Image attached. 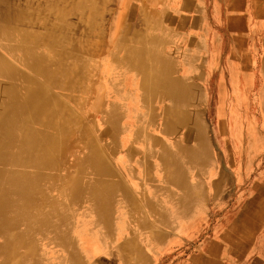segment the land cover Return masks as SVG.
Here are the masks:
<instances>
[{
    "label": "rangeland",
    "instance_id": "374dc122",
    "mask_svg": "<svg viewBox=\"0 0 264 264\" xmlns=\"http://www.w3.org/2000/svg\"><path fill=\"white\" fill-rule=\"evenodd\" d=\"M200 1L202 22L192 26L207 31L206 47L190 62L180 24L170 20L169 0H0V57L35 82L16 80L19 94L39 87L54 121L66 127L49 130L55 140L34 157V174H40L28 210L34 236L52 224L76 234L87 253L78 264H264V0ZM233 14L243 21L229 22ZM33 61L42 76L28 67ZM165 77L198 81V98L195 86L182 85V102H173ZM6 81L0 77V100ZM131 106L140 119L153 118L168 130L144 127L128 112ZM101 122L114 128L112 136L98 135ZM191 129L198 133V167L187 164L190 154L182 162L174 142ZM127 132H137L127 144L142 152L149 134L158 144L161 173L150 160L139 178H149L143 190L160 185L159 198L128 199L126 190L119 191L130 185L115 165L124 161ZM89 138L96 139V160L84 159ZM112 171L106 177L112 181H97L95 174ZM90 200L106 201L98 211L112 216L111 231L123 211L127 219L128 230L105 255L69 226L90 221ZM38 242L49 254L40 263L63 264L53 254L62 246ZM115 249L118 263L108 255Z\"/></svg>",
    "mask_w": 264,
    "mask_h": 264
},
{
    "label": "bare ground",
    "instance_id": "6f19581e",
    "mask_svg": "<svg viewBox=\"0 0 264 264\" xmlns=\"http://www.w3.org/2000/svg\"><path fill=\"white\" fill-rule=\"evenodd\" d=\"M0 64V77H4V79L7 80L6 84L2 87L1 91L3 93V98L0 100V264H42V260H46L49 254L43 251L42 244L38 242V237L46 240L47 244L55 243L62 246V250L53 252L55 256L59 257L60 263L78 264L80 262L79 260H84V255L87 254L83 246H81V239H77L76 234H67L60 229V226H56L55 224L47 227V233L45 232L35 237L34 214L31 215L28 212L30 208L34 207V178H38V175H40L36 170L35 172L37 175L34 174V166L36 167L34 157L43 151L44 146L46 147L52 144L55 140V136L52 135V131L49 130H62L66 127L64 124L61 125L54 121L53 111L46 102V99L49 98L45 99L39 87L34 88L33 86L32 88H28L24 96L19 94L17 90L18 85H16L15 81L19 80L21 85L27 83L26 86L31 85V83L34 84L35 82L29 76L20 74L13 66L11 67V65L8 66L6 60L1 57ZM28 67H31L34 73L40 76H42L44 72L42 66L34 61L31 62V64L29 63ZM131 84L134 85L133 82ZM163 86L170 88L169 91L171 93H169V96L173 102H182L183 89L180 80L176 78L168 80V78L165 77ZM131 94V92L127 93V96L131 98ZM132 102H139V99L133 96V94ZM129 106L130 104L128 107ZM106 107L111 110L114 108L112 104H108ZM128 112H130L140 124L142 123L144 127L150 128L152 132L161 133L162 131L165 132V130H168V127L162 125L161 122H153V118H149V120L140 119L139 116H136L137 110L134 106H131ZM129 116L131 117V115ZM32 124L40 128L38 132H34ZM99 127L102 128L99 131V136H101L102 132L108 134V136H112L111 134L114 128L111 130L109 127H103L102 122L99 124ZM124 129H126V126ZM127 133L129 138L126 137L124 142V145H127V149L121 158V160L124 159V161L115 164L116 168L125 173L128 179L136 178L135 174L139 172V169L150 165V160H154L155 174L159 175L161 173L160 166L163 161L156 157V145L158 144L154 140L153 135L149 134L146 136V148L145 151L142 152L140 148L127 144L130 139L137 140V132ZM95 144L96 139L89 138V145L86 143V145H88L86 149L88 148L90 153L88 152L87 155L85 154V160L97 159L98 155L96 154ZM111 152H113V150L109 149V153ZM134 155L138 156L137 160L134 159ZM171 162L177 165L181 161L179 159H170L168 163ZM190 162L191 158H189V163ZM46 164V162H42L40 165L46 166ZM132 166H134V168ZM106 174L108 175L97 176V174H95L97 181H112L111 179H106V177H109V175L113 177L115 175L114 171ZM130 183H132V181ZM130 188L129 185L127 187H120L119 191H129ZM151 189V192L148 190L149 193L156 194L159 192V189L155 186H152ZM90 202L92 203L89 207L91 210L93 209L90 221L78 222L75 220L74 222H70L69 226L77 229L75 231L85 234L84 239L91 238L93 243H96L97 248H100L105 255L107 252H105L104 249H106L107 245L116 238L119 239L124 236L125 232L128 230L125 229L124 226L127 219L123 211L122 214L117 217V225L112 234L108 225L112 216L108 213L99 212L102 206L106 204V201L90 200ZM168 203L171 205L173 200L169 198ZM120 205L125 209L127 203L122 201ZM176 214L179 215V212ZM174 223L176 222H173V224ZM86 226L95 227V233H88L85 230ZM37 246L41 248L40 253H38ZM108 255L113 257L114 261H120L118 249H115ZM41 261L42 263H40Z\"/></svg>",
    "mask_w": 264,
    "mask_h": 264
},
{
    "label": "crops",
    "instance_id": "0c3cea01",
    "mask_svg": "<svg viewBox=\"0 0 264 264\" xmlns=\"http://www.w3.org/2000/svg\"><path fill=\"white\" fill-rule=\"evenodd\" d=\"M169 3H170V5H169L168 8L170 10V14H172L170 16V20L173 23L180 24V26H179L181 28L180 32L185 35L184 37H182V39L187 40V43L189 45V51L191 53V55H190V62H191L192 61V57L199 56L198 55V49H204V47H206V44H205L206 40L205 39L207 37V34H206L207 31H205L204 28H200L199 30H197V29H195L192 26L193 24H196V23L200 22V20L202 22V18H201V14H200V7H202V3H201L200 0H169ZM191 14H193V16L192 17H188ZM246 16L249 17L250 21H252L250 15L247 14ZM261 16L262 15L260 14V17ZM238 18L241 19V21H243L242 17L238 16L236 14L230 15L228 21L229 22H234ZM244 21H245V19H244ZM188 60H186V61H188ZM185 79L188 80V78H185ZM178 80H180V82H181V84L183 86H192V87L195 86L196 90L194 91L195 92L194 95H196V99L198 98V87L200 86L198 81H196L194 79H191L189 81L183 82L184 78L178 79ZM174 142L179 144V145H177L176 149L182 151L181 158H180L182 160V162L187 163L184 160V158L190 154L189 156L191 158V162L187 163V164L189 166H191V167H193V166L198 167V152H199L198 133L194 132L193 129H191L190 131L187 130L184 133H182V137H180L179 139L175 140ZM174 142L171 143V142L168 141V142H166L164 144L168 148H172V144ZM140 170H142V169H139V172H140ZM139 172H137L135 174L136 178H129L130 180L127 178L128 179V183L130 184L129 186L131 187L130 190L127 191V196L126 197L128 199H131V198H133V199L134 198H146L147 195H150L148 191L142 189V188H144V185L146 184V182L148 181L149 178H139L140 177ZM196 172H197V169H196ZM155 180H159V178H156ZM131 181L134 184L130 183ZM159 186H156L159 189V192L155 196V197H158V198L161 196L160 192H162V190H160ZM154 195H152V197H154ZM189 214L196 215L197 211L192 209ZM184 227H186V226L185 225H181L182 229ZM114 231H112V234L114 233ZM88 232L90 234H94L95 230L91 231V232H90V230H88ZM162 241L163 240L160 237V239L158 241H156L157 243H154L153 245H151V248L160 245ZM146 245H147V243H146Z\"/></svg>",
    "mask_w": 264,
    "mask_h": 264
}]
</instances>
